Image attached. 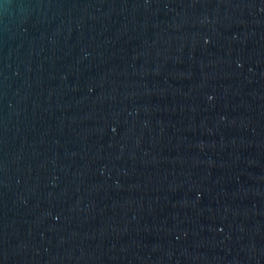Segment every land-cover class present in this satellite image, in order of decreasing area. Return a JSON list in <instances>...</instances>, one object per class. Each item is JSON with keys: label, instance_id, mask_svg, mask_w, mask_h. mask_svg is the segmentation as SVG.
<instances>
[{"label": "water", "instance_id": "1", "mask_svg": "<svg viewBox=\"0 0 264 264\" xmlns=\"http://www.w3.org/2000/svg\"><path fill=\"white\" fill-rule=\"evenodd\" d=\"M0 264H264V0H0Z\"/></svg>", "mask_w": 264, "mask_h": 264}, {"label": "clouds", "instance_id": "2", "mask_svg": "<svg viewBox=\"0 0 264 264\" xmlns=\"http://www.w3.org/2000/svg\"><path fill=\"white\" fill-rule=\"evenodd\" d=\"M6 7V6H5Z\"/></svg>", "mask_w": 264, "mask_h": 264}]
</instances>
